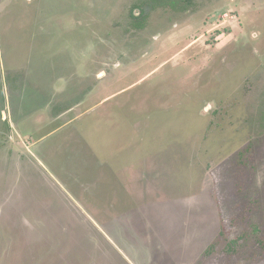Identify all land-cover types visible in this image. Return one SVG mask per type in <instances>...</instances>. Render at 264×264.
I'll return each instance as SVG.
<instances>
[{
	"label": "rangeland",
	"instance_id": "1",
	"mask_svg": "<svg viewBox=\"0 0 264 264\" xmlns=\"http://www.w3.org/2000/svg\"><path fill=\"white\" fill-rule=\"evenodd\" d=\"M158 1L0 0V264H264V0Z\"/></svg>",
	"mask_w": 264,
	"mask_h": 264
},
{
	"label": "trees",
	"instance_id": "2",
	"mask_svg": "<svg viewBox=\"0 0 264 264\" xmlns=\"http://www.w3.org/2000/svg\"><path fill=\"white\" fill-rule=\"evenodd\" d=\"M185 1H187V0H185ZM132 19H133L132 25H133V28L134 29L140 30V29H143L144 28V19H143L142 16L136 17L135 15H132Z\"/></svg>",
	"mask_w": 264,
	"mask_h": 264
},
{
	"label": "crops",
	"instance_id": "3",
	"mask_svg": "<svg viewBox=\"0 0 264 264\" xmlns=\"http://www.w3.org/2000/svg\"><path fill=\"white\" fill-rule=\"evenodd\" d=\"M70 110H65L64 112H62L61 114H59L58 116H57V119H59L62 115H64V114H66V113H68ZM4 118H5V115H4ZM48 137V135L46 136V138ZM53 176L54 178H55V173L53 172V173H50L49 174V176Z\"/></svg>",
	"mask_w": 264,
	"mask_h": 264
}]
</instances>
